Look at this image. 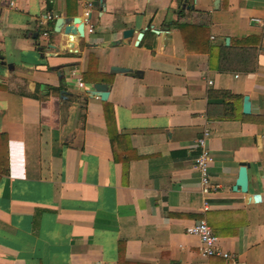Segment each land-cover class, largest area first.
Segmentation results:
<instances>
[{"label":"crops","instance_id":"1","mask_svg":"<svg viewBox=\"0 0 264 264\" xmlns=\"http://www.w3.org/2000/svg\"><path fill=\"white\" fill-rule=\"evenodd\" d=\"M96 2L0 0V264H264V0ZM78 17L83 37L55 31ZM215 92L236 119L209 117ZM199 220L230 259L202 254Z\"/></svg>","mask_w":264,"mask_h":264},{"label":"built area","instance_id":"2","mask_svg":"<svg viewBox=\"0 0 264 264\" xmlns=\"http://www.w3.org/2000/svg\"><path fill=\"white\" fill-rule=\"evenodd\" d=\"M80 5L86 10H91L94 6L93 0H79ZM13 7L14 3H10ZM53 19L52 15H47L40 21V26H45L48 21ZM258 23H263L260 20H256ZM88 22V20H87ZM93 28L90 27L88 33H93ZM49 36V31L45 29L43 32V37L47 38ZM78 87L84 88V82L81 78H78ZM99 99V97H96ZM211 132L205 130L203 132V137L197 142V146L200 149V154L195 159V169L200 175V183L203 192H208L211 187V165L214 162L213 155L207 146V140L210 137ZM187 234L195 236L200 240L202 254L206 257L220 256L226 260L230 259L232 256L226 252L220 251L217 248L219 238L214 234L211 227L205 220H199L195 222L194 225L187 229Z\"/></svg>","mask_w":264,"mask_h":264},{"label":"water","instance_id":"3","mask_svg":"<svg viewBox=\"0 0 264 264\" xmlns=\"http://www.w3.org/2000/svg\"><path fill=\"white\" fill-rule=\"evenodd\" d=\"M220 0H216L215 4L218 5ZM101 0L96 2V5H100ZM61 29H64L65 34L67 35H79L83 37L85 35V23L82 22L81 18H66L58 19L55 27L56 32H60ZM133 30H126L123 33L124 38L131 37L133 35ZM144 32L138 36V43L143 37ZM113 72L117 73H131V70L114 68ZM109 88L104 84H96L92 90V96L99 97L102 101H106L109 97ZM251 113V102L248 97L244 98L243 103V114L249 115ZM248 165L243 164L239 171V177L235 185V190H240L242 193H247L249 189V176H248ZM254 200L257 202L260 200L259 196H255Z\"/></svg>","mask_w":264,"mask_h":264},{"label":"trees","instance_id":"4","mask_svg":"<svg viewBox=\"0 0 264 264\" xmlns=\"http://www.w3.org/2000/svg\"><path fill=\"white\" fill-rule=\"evenodd\" d=\"M213 95L215 97H213ZM209 99V117L219 120H234L237 118L236 104L239 98L228 92L211 93ZM213 97V99H212ZM214 107V109H212Z\"/></svg>","mask_w":264,"mask_h":264}]
</instances>
